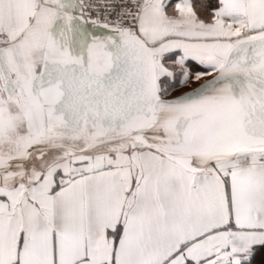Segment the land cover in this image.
<instances>
[{
    "label": "snow or ice",
    "instance_id": "1",
    "mask_svg": "<svg viewBox=\"0 0 264 264\" xmlns=\"http://www.w3.org/2000/svg\"><path fill=\"white\" fill-rule=\"evenodd\" d=\"M0 264H264V0H0Z\"/></svg>",
    "mask_w": 264,
    "mask_h": 264
}]
</instances>
